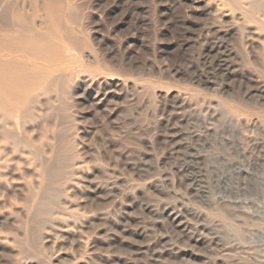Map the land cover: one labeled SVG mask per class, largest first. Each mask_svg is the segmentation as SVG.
<instances>
[{"label": "rangeland", "instance_id": "rangeland-1", "mask_svg": "<svg viewBox=\"0 0 264 264\" xmlns=\"http://www.w3.org/2000/svg\"><path fill=\"white\" fill-rule=\"evenodd\" d=\"M61 2L62 55L0 143V264H264V141L227 109L264 81L256 24L228 0ZM220 30L232 73L200 81Z\"/></svg>", "mask_w": 264, "mask_h": 264}, {"label": "bare ground", "instance_id": "bare-ground-1", "mask_svg": "<svg viewBox=\"0 0 264 264\" xmlns=\"http://www.w3.org/2000/svg\"><path fill=\"white\" fill-rule=\"evenodd\" d=\"M32 3L28 9L27 5L21 3V0H0V143L1 141L10 142L14 148L20 146V138L16 134L19 124L16 117L18 115L32 117L31 109L37 102L34 94L39 89L43 91L47 89L44 79L49 75L50 69L39 66L38 61L53 60L62 55L60 46L53 39L57 26L52 24L53 20L58 24L62 20H59L58 16L62 7L61 0L57 2L60 5L53 4L51 1H46L42 5L36 0ZM234 12H238L241 19L248 25L255 23L257 30L264 35V0H228L226 5L223 4L221 7L219 14L228 16ZM38 17L42 19L40 25L36 23ZM227 34V31L220 30L214 39L209 41V46L199 66L200 69L196 74L198 80L211 82L218 78H229L228 75L232 73L228 59L230 48L224 43ZM242 83L245 92L242 100L239 101L240 104L227 103V109L229 108L233 114L231 118L233 123L243 125L246 144L253 141L254 147L262 152L264 140L260 142V138L249 139V136L251 135L250 129L260 130L264 135V110L263 112L257 111L261 108L258 105L263 104L264 100V81L256 77H247L242 80ZM252 97L255 100H252ZM243 153L247 157L246 147L243 148ZM2 155L3 152L0 150V158ZM260 155L252 160L248 159V166L244 169L246 175H251L255 179V173L252 175V172L264 168L262 154ZM260 178L264 181V174ZM257 185L260 184L257 183Z\"/></svg>", "mask_w": 264, "mask_h": 264}]
</instances>
